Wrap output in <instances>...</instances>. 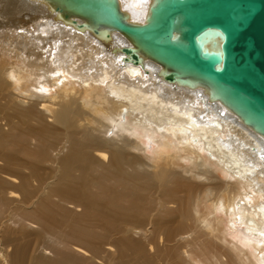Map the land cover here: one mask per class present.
Wrapping results in <instances>:
<instances>
[{
  "label": "bare ground",
  "instance_id": "1",
  "mask_svg": "<svg viewBox=\"0 0 264 264\" xmlns=\"http://www.w3.org/2000/svg\"><path fill=\"white\" fill-rule=\"evenodd\" d=\"M49 3L0 0V264H264V139Z\"/></svg>",
  "mask_w": 264,
  "mask_h": 264
},
{
  "label": "water",
  "instance_id": "2",
  "mask_svg": "<svg viewBox=\"0 0 264 264\" xmlns=\"http://www.w3.org/2000/svg\"><path fill=\"white\" fill-rule=\"evenodd\" d=\"M55 1L63 17L92 21L94 33L120 31L125 60L151 58L164 80L207 88L208 100L264 139V0H152L142 22L118 0Z\"/></svg>",
  "mask_w": 264,
  "mask_h": 264
},
{
  "label": "rangeland",
  "instance_id": "3",
  "mask_svg": "<svg viewBox=\"0 0 264 264\" xmlns=\"http://www.w3.org/2000/svg\"><path fill=\"white\" fill-rule=\"evenodd\" d=\"M149 153H150V150H149Z\"/></svg>",
  "mask_w": 264,
  "mask_h": 264
}]
</instances>
